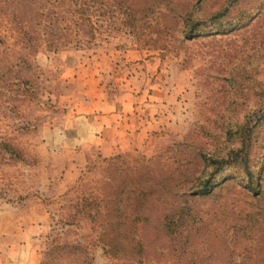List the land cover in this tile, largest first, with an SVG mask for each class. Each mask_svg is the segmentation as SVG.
<instances>
[{
	"label": "rangeland",
	"instance_id": "rangeland-1",
	"mask_svg": "<svg viewBox=\"0 0 264 264\" xmlns=\"http://www.w3.org/2000/svg\"><path fill=\"white\" fill-rule=\"evenodd\" d=\"M224 3L0 0V264H264V0L236 1L234 30L186 32ZM121 85L163 116L145 141L110 155L58 146L65 95ZM246 121L261 186L249 191L232 163L213 174V197L181 190Z\"/></svg>",
	"mask_w": 264,
	"mask_h": 264
},
{
	"label": "crops",
	"instance_id": "crops-1",
	"mask_svg": "<svg viewBox=\"0 0 264 264\" xmlns=\"http://www.w3.org/2000/svg\"><path fill=\"white\" fill-rule=\"evenodd\" d=\"M112 75L122 77L120 70ZM118 87L119 94L96 92L93 88L92 94L83 93L75 98L71 94L65 95L69 102L74 103L67 105L71 107L70 115L62 123L53 124L55 139L62 141L58 146H77L83 150L97 148L103 155H110L120 148L132 147L137 143L140 145L145 141L154 125L162 122L163 116L148 117L141 113L138 101L125 99V94L131 88L124 91L123 85ZM160 104L164 105L162 102ZM151 105L148 101L145 103L146 108Z\"/></svg>",
	"mask_w": 264,
	"mask_h": 264
},
{
	"label": "trees",
	"instance_id": "trees-1",
	"mask_svg": "<svg viewBox=\"0 0 264 264\" xmlns=\"http://www.w3.org/2000/svg\"><path fill=\"white\" fill-rule=\"evenodd\" d=\"M238 0H225L224 7L207 16L193 18L187 23L186 32H191L192 34H209V33H225L240 26V23H234L230 13V7ZM241 22V21H240ZM226 23V24H225ZM253 129L250 122L246 121L240 125H236V130L233 134H229L228 140L231 141L232 145L228 147L224 155L212 156L204 154L201 157L203 162L202 168L196 173H188L190 179L188 180L186 187H181L183 189L196 190V194L200 196H205L207 198L213 197V190H211L213 174L218 172L220 169H224L228 164H239L243 166L244 177H242V182L244 187H247L249 191H256L258 187L261 186L260 175L255 173L251 168L248 161L249 146L252 139ZM185 175V174H184ZM147 189H140L138 194L137 206L141 207L144 204L145 193ZM258 194V192H255ZM181 196V195H180ZM174 197V196H173ZM190 198V201H194L196 198ZM179 204V201H175ZM188 201L185 200V203ZM99 213H90L89 216L92 219H97ZM185 218L182 212L170 213L166 215V224L169 222L168 228L172 231L178 228L180 222H185ZM241 259H234L229 261L228 264H246L244 259L245 255H242ZM256 263V262H255ZM187 264H201L199 260L194 257L188 259Z\"/></svg>",
	"mask_w": 264,
	"mask_h": 264
}]
</instances>
